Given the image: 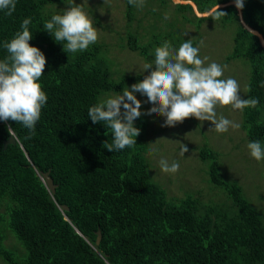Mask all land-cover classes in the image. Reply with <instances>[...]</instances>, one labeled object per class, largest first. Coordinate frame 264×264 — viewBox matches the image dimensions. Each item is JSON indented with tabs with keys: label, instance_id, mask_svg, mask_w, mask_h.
<instances>
[{
	"label": "trees",
	"instance_id": "obj_1",
	"mask_svg": "<svg viewBox=\"0 0 264 264\" xmlns=\"http://www.w3.org/2000/svg\"><path fill=\"white\" fill-rule=\"evenodd\" d=\"M62 1L16 0L11 16L0 10V60L8 55L4 42L21 31L25 18H31L29 43L46 57L39 82L48 96L34 131L0 121V260L8 264H264L263 214L237 181L221 174L215 148L201 144L197 155L208 160L209 188L223 193L227 201H203L187 190L168 197L152 177L145 156L144 115L134 121L141 132L133 147L113 152L104 148L105 141L112 142V131L93 124L88 109L107 98L109 91L120 92L138 82L142 74L113 78L97 42L83 52H65L63 44L43 28L56 14L50 6ZM190 2L199 14L189 2L179 1L172 3L175 17L195 28L211 23L232 29L225 60H247L243 99L259 101L255 108L241 111L239 124L248 142L264 144V0H245L243 9L236 8L234 0ZM219 11L225 15L216 19ZM125 15L128 21L134 16L128 0ZM149 32L145 40L133 29L125 35L126 47L141 55L144 64L155 59V48L164 41L185 40L174 26L157 33L150 27ZM9 134L15 141L2 147ZM46 169L55 183L52 193L39 175ZM7 235L12 239L9 244L3 242Z\"/></svg>",
	"mask_w": 264,
	"mask_h": 264
},
{
	"label": "clouds",
	"instance_id": "obj_2",
	"mask_svg": "<svg viewBox=\"0 0 264 264\" xmlns=\"http://www.w3.org/2000/svg\"><path fill=\"white\" fill-rule=\"evenodd\" d=\"M185 1L195 11L192 1ZM128 3L137 8L144 6V0H128ZM233 3L236 8L243 9L245 0H234ZM15 9L16 0H0V10H6L7 15L11 16ZM223 15L225 13L219 11L215 18ZM31 23V18H25L21 31L3 44L8 55L0 60V121L20 123L34 131L48 96L39 82L47 60L38 47L29 43L33 38L29 29ZM43 28L56 42L63 44L67 53L86 51L98 40L97 28L83 6L76 4L75 0H70L62 14H53L50 20L44 22ZM199 52L200 47L194 46L191 39L181 43L178 49H173L169 41H164L155 48L154 65L145 64L144 71H151L142 80L123 88L116 95L99 99L88 109V117L93 124L101 123L112 131V142L105 141L104 148L113 152L133 147L141 132L134 126V121L142 115L163 117L164 127H175L194 117L199 121H210L217 133H225L230 127L240 128L239 123L222 115L217 117V106L230 105L234 110L243 111L255 108L258 99H243L238 81L232 77L222 78L226 66L216 62L206 64L209 58H201ZM261 87H264V81ZM136 93L146 97V103L151 105L146 113L142 112L144 102L137 98ZM247 148L256 161L264 160V144L260 141H250ZM188 150L184 145L181 155ZM159 166L167 174H175L180 168L178 161L169 163L164 158L159 160Z\"/></svg>",
	"mask_w": 264,
	"mask_h": 264
},
{
	"label": "rangeland",
	"instance_id": "obj_3",
	"mask_svg": "<svg viewBox=\"0 0 264 264\" xmlns=\"http://www.w3.org/2000/svg\"><path fill=\"white\" fill-rule=\"evenodd\" d=\"M179 1L185 0H171L170 2ZM69 2L70 0H63L54 3L50 9L56 14H62ZM167 2L162 5L158 0L150 2L144 0L143 8L134 6V16L131 21H128L125 15V0H75L76 4L83 6L84 11L92 20L93 26L97 28V43L102 48L101 52L113 78H117L122 73L140 72L142 74L140 80H142L151 71V69L144 71L145 64L142 56L126 47L125 35L128 31L136 30L141 36L140 39L145 40L150 33V27H153L154 32L157 33L165 27L174 26L178 27V31L185 36V40H194L193 45L200 47V57L209 58L205 61L206 64L216 62L226 66L222 78L236 79L240 85V96L244 98L249 72L248 62L242 57H231L225 60L232 45V29L211 23H203L195 28L192 24L175 17L172 3ZM165 15H167V19H165ZM185 40L171 44L172 48L178 49ZM150 62L154 65L155 59L152 58ZM134 83H130L124 88L130 87ZM117 93L109 91L108 96ZM136 95L144 102L141 110L146 113L151 105L146 103V97L139 93ZM216 112L217 117L222 115L235 123L241 121V111L232 109L230 105L217 106ZM144 116L147 121L144 129L145 156L149 162L152 177L165 188L168 197H179L187 190L186 192L192 191V195H197L203 201L224 199L223 193L214 192L213 188H209V182L205 178L208 160L200 159L197 155L198 147L201 144H207L217 150L221 174L227 180L237 181L250 202L263 214L264 220V160L258 162L251 157L247 148L249 142L241 126L239 129L230 127L225 133H217L210 121H199L194 117L185 119L183 123H179L175 127H164L162 126L163 117ZM184 145L189 150L181 155V148ZM153 148L156 151L153 152ZM161 158L167 159L169 163L173 160L178 161L179 171L175 174L162 172L159 166ZM223 201H227V199ZM14 239L18 242L15 237ZM3 242L9 244L12 239L7 235ZM0 264L8 263L0 260Z\"/></svg>",
	"mask_w": 264,
	"mask_h": 264
},
{
	"label": "water",
	"instance_id": "obj_4",
	"mask_svg": "<svg viewBox=\"0 0 264 264\" xmlns=\"http://www.w3.org/2000/svg\"><path fill=\"white\" fill-rule=\"evenodd\" d=\"M253 32H255V31H253ZM14 141H15L14 136L12 134H9L6 138L3 139L2 147H4L8 142H14ZM39 175L42 178V180L44 181L45 186L47 187L49 192L50 193L54 192L55 183L53 182L51 176L49 175L48 170L46 169V170L40 171ZM61 208L66 209L67 206L64 204H61ZM99 238H100V231H99V229H96L95 230V238H94L95 243L98 242Z\"/></svg>",
	"mask_w": 264,
	"mask_h": 264
}]
</instances>
